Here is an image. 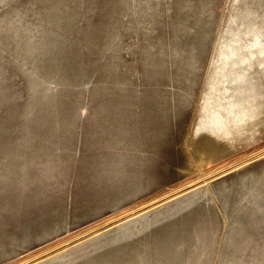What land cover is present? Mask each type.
Returning a JSON list of instances; mask_svg holds the SVG:
<instances>
[{"label":"rangeland","instance_id":"rangeland-1","mask_svg":"<svg viewBox=\"0 0 264 264\" xmlns=\"http://www.w3.org/2000/svg\"><path fill=\"white\" fill-rule=\"evenodd\" d=\"M258 30L264 0H0V264H264V113L192 140Z\"/></svg>","mask_w":264,"mask_h":264},{"label":"bare ground","instance_id":"bare-ground-1","mask_svg":"<svg viewBox=\"0 0 264 264\" xmlns=\"http://www.w3.org/2000/svg\"><path fill=\"white\" fill-rule=\"evenodd\" d=\"M248 30L249 29H246L244 31V35L247 36L246 33H247ZM250 30H251V32L250 33L248 32V37L255 33V30L253 28L250 29ZM237 33H238V31H237ZM259 34L260 35L255 37L254 41H252L251 43L248 41L249 45L248 44H245V45L242 44V41L245 40V38H243V37H239L240 39H236L237 40V44H236L235 41L233 42V39L231 40V37H230L231 34L228 35L227 37H223L224 35L221 36V37H223L226 40V41H222V42L218 43L219 49H220L219 51H221V52L224 51V53H226V57L224 58L225 60H223V73L221 74V78H222V82H223L222 83L223 92H224V95L227 97L229 109H228V107H226L227 108L226 110L222 109V110L219 111L221 114H224V119H225L224 122L221 121L220 123L219 122L216 123L215 127L219 128V129H215V130L219 134H216L213 129L205 128L203 126H199V124L196 127L195 136H194V138L192 140L196 141L197 143H200L202 146H204L203 148H205V150L208 149L207 147H210L209 149L215 148L213 146L212 147L209 146L211 144V141H213L212 144L214 146H217L215 142L223 143L225 145L230 146V145H232V142L234 140L237 141V140L247 139L248 136H250L251 134H253V132H255L256 127L259 124V120H260L261 116L263 115L262 113H264V103L262 104V110H261V107H260V109H257L255 111H253V110L251 111V109L253 107L250 109V108H245L246 106H244L248 102H250V97L252 96L251 93H250V96L248 95L246 98H241L239 100H237L236 98L232 99V97H234L233 96V89L235 88V87L233 88V84L235 83V85H237L236 88H235L237 91L241 90L245 85L248 86V84H247L248 83V78H247L248 76H246L243 73V70H241L239 67L237 68V70H235V69L233 70V72H234V73L232 72L233 75L231 74L230 76H228V69H229V64L230 63H229L228 57H227V50H229L230 48L234 49V46H235L234 44L239 45V49L242 50L244 58L246 60L249 59L250 62H251V67H253V65H254L253 64V60L255 58L261 57L262 51L264 52V35H261L260 31H259ZM221 37H220V40H222ZM246 39H247V37H246ZM235 55L240 60V56L237 53L234 54V56ZM239 60H238V62H239ZM237 65H239V64H237ZM232 77L234 79V83L232 81ZM243 84H244V86H243ZM237 91H235V92H237ZM240 96H241V94H240ZM244 99L247 100L246 103L243 102ZM230 101H232V102H230ZM256 107L257 106L255 105L253 109H256ZM225 127H227V129H225ZM221 129H222L223 132H229V136L230 137L224 138L223 135H221ZM201 130H204L206 132L212 133L213 135H215L214 137L217 140H214V139L210 140L208 138V139H206L207 141H205L204 134H196V131H201ZM199 193L200 192L195 193L190 198L188 197V199H192L194 196L195 197L198 196ZM242 218H243V216H242ZM124 225L125 224L119 225L117 227H112L110 229L108 228L106 231L102 232L101 234H103L104 237H107L112 232H114L116 230H121Z\"/></svg>","mask_w":264,"mask_h":264},{"label":"water","instance_id":"water-1","mask_svg":"<svg viewBox=\"0 0 264 264\" xmlns=\"http://www.w3.org/2000/svg\"><path fill=\"white\" fill-rule=\"evenodd\" d=\"M196 134H204V138H205V141H207L206 139H210V140H217V139H215V135H213L212 133H209V132H206V131H204V130H201V131H198ZM215 143H217V142H215ZM117 231H120V230H116V231H114V232H112L109 236H107V237H105L106 239L107 238H109L110 236H112L115 232H117Z\"/></svg>","mask_w":264,"mask_h":264}]
</instances>
